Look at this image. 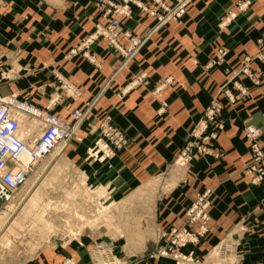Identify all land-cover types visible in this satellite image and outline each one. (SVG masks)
<instances>
[{"label": "crops", "instance_id": "crops-1", "mask_svg": "<svg viewBox=\"0 0 264 264\" xmlns=\"http://www.w3.org/2000/svg\"><path fill=\"white\" fill-rule=\"evenodd\" d=\"M244 1L193 0L182 19L166 26L132 6L122 30L145 43L122 66L120 53L104 40L92 45L93 62L70 53L98 21H106L105 9L95 0H60L48 6L0 0V97L23 94L45 107L61 94L55 109L64 118L96 100L84 123L87 147L99 136L95 128L90 130L107 115L127 135L129 145L106 162L91 160L89 186L105 190L110 201L147 184L174 179L171 190L154 204L160 234L181 225L186 208L211 190V222L197 253L207 255L232 238L237 243L234 259L221 264H264V180L256 185L254 175L243 172L252 162L246 126L261 128L264 151V62L253 65L263 73L259 87L243 72L248 66L244 58L256 53L264 33V0H251V6L240 12L237 5ZM232 11L236 17L226 20ZM119 42L130 46L123 33ZM222 47L228 51L225 62L207 68ZM57 75L78 86L81 97L73 100L63 94ZM235 81L250 94L234 106L228 105L227 97L221 98L227 105L217 120L223 124L215 143L221 158L196 155L178 173L173 166L191 131L223 88L237 93ZM140 250L146 251L145 244ZM25 264H90L87 244L73 241L45 248ZM136 264L159 263L143 259Z\"/></svg>", "mask_w": 264, "mask_h": 264}, {"label": "rangeland", "instance_id": "rangeland-1", "mask_svg": "<svg viewBox=\"0 0 264 264\" xmlns=\"http://www.w3.org/2000/svg\"><path fill=\"white\" fill-rule=\"evenodd\" d=\"M29 1L30 4H33V1H38L48 6L53 5L54 1L59 2L60 0H26V3ZM173 1L174 3L171 4L168 0H95V5L105 9L104 17L106 19L120 17L116 13L117 9L125 8L127 14H130L132 6H136L147 16H151L153 20L166 26L170 21L182 19L187 13V7L193 2V0ZM251 4V0H245L237 5V9L240 12H245ZM177 6L180 10L170 14ZM180 6L182 7L180 8ZM236 15L237 13L232 11L227 14L226 20H232ZM221 25L223 26L224 23ZM91 33L84 35L78 44L73 46L70 51L72 55H81L87 59V50L83 48V42ZM222 49L225 48H219L218 52ZM73 50L77 51L73 53ZM244 59L248 62V66L243 72L255 87H259L263 83V73L255 70L253 65L257 62H264V33L257 40L256 53L248 55ZM57 77L63 94L65 93L73 100L81 97L82 91L78 86L67 78L59 75ZM236 82L243 85L241 81L233 82L234 90ZM65 83L79 90V98L67 93L63 88ZM226 90L233 92L230 88H223L212 101L217 104L223 103L221 98L222 96L227 97ZM19 95L32 102L26 95ZM58 96L62 98L61 94ZM3 98L5 97H0V100ZM224 105L225 108L227 105ZM93 108L77 129L76 139L38 164L29 185L10 203L0 207V264H25L45 248L50 250L73 241L87 244V256L90 264H136L137 261L143 259L159 264L231 262L237 248V243H233L232 238L214 246L207 255L201 256L197 253L211 222V190L200 193L196 200L186 208L181 225L171 226L160 234L154 216V204L159 195L171 190L174 181H156L135 192L125 193L120 199L110 198V201H106L110 194L105 190L89 186L93 184V177L90 174L91 160L94 158L96 162H106L122 151L112 146L111 142L101 134L102 122L90 130L92 133L95 128L94 132L99 133V136L93 146L87 147L85 135H83L87 132L84 129V123ZM206 111L207 109L204 111L203 117ZM107 117L109 115L105 116V118ZM27 125L35 129L38 128L32 119L23 118V128ZM113 125L118 127L114 123ZM245 128V137L249 146ZM203 132L205 134L206 131ZM214 146L215 151L219 152L215 144ZM108 150H111L114 155L108 157ZM183 151L184 148L180 156ZM221 155L220 152V158ZM180 156L173 166V169L175 168L178 172L184 171L187 164L195 158L192 156L191 160L185 162ZM243 172L249 176V165ZM206 195L205 202L201 203L200 199ZM198 213L206 215L207 218L203 219L198 216ZM142 244H145L146 251L143 250L144 252H140Z\"/></svg>", "mask_w": 264, "mask_h": 264}, {"label": "built area", "instance_id": "built-area-1", "mask_svg": "<svg viewBox=\"0 0 264 264\" xmlns=\"http://www.w3.org/2000/svg\"><path fill=\"white\" fill-rule=\"evenodd\" d=\"M177 10H180L178 6L170 14ZM116 13L120 17L129 15L125 8L117 9ZM120 17L106 19V22L99 21L94 32L86 37L83 48L87 50L86 58L89 61L93 62L94 59L90 49L99 40H107L109 45L120 53L122 66L128 64L143 47L145 39L136 38L128 32H123ZM122 33L130 41V46L124 47L120 44L119 38ZM76 51L73 50V53ZM227 55L226 49L220 50L218 57L210 61L208 66L223 64ZM63 88L70 96L79 98V90L72 85L65 83ZM235 90L237 93L225 91L230 106L236 105L244 96L250 94V89L240 82L235 83ZM59 99L60 96H57L50 100L45 107H39L17 93L0 100V207L10 203L17 194L29 185L28 183L32 180L38 164L76 139L77 129L96 103V100L89 102L82 109L74 110L69 118H64L55 109ZM224 106L223 103L217 104L212 101L204 117L193 128L184 147L182 157L180 156L181 159L188 162L195 154L220 158V153L215 151L214 144L223 129V124L217 120L221 117ZM23 118L32 119L38 129L30 125L23 128ZM101 122V134L104 138L118 150L125 149L129 139L123 131L113 125L112 118L109 116ZM204 130L206 131L205 134ZM245 131H247L249 138L252 156L249 175H254V183L259 184L264 180V151L260 144L262 130L257 126L249 125ZM111 155L113 156L114 153L108 150L107 156L110 157ZM206 197L207 195L200 199L201 203L205 202ZM201 213H198V216L206 219L207 216H203Z\"/></svg>", "mask_w": 264, "mask_h": 264}, {"label": "bare ground", "instance_id": "bare-ground-1", "mask_svg": "<svg viewBox=\"0 0 264 264\" xmlns=\"http://www.w3.org/2000/svg\"><path fill=\"white\" fill-rule=\"evenodd\" d=\"M124 16H125V15H123V16L120 17L121 22H122V18H123ZM122 27H123V23H122ZM104 41H107V40H104ZM107 42H108V41H107ZM108 44H109V43H108ZM36 129H38V128H36ZM59 151H60V150H59ZM59 151H58V152H59ZM178 173H179V172H178ZM173 176H174V175H173ZM169 178H170V177H169ZM171 179H172V178H171ZM171 179H170V180H171ZM173 180H174V179H173ZM173 180H172V181H173ZM152 183H153V182H152ZM173 183H174V182H172V184H173ZM158 185H159V184H158ZM155 186H156V185H155ZM166 186H167V185H166ZM158 187H159V186H158ZM22 200H23V199H22Z\"/></svg>", "mask_w": 264, "mask_h": 264}]
</instances>
